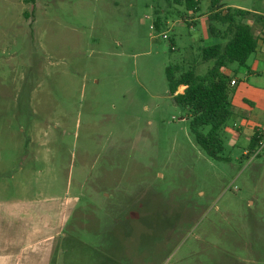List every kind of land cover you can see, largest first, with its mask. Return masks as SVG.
I'll return each instance as SVG.
<instances>
[{
  "label": "rangeland",
  "instance_id": "374dc122",
  "mask_svg": "<svg viewBox=\"0 0 264 264\" xmlns=\"http://www.w3.org/2000/svg\"><path fill=\"white\" fill-rule=\"evenodd\" d=\"M231 2L264 15V0ZM208 5L0 0V203L57 230L49 264H264V149L246 148L264 124L236 128L264 115V53L224 70L239 112L222 159L166 89L165 66L203 73L199 48L224 42Z\"/></svg>",
  "mask_w": 264,
  "mask_h": 264
},
{
  "label": "trees",
  "instance_id": "16d2710c",
  "mask_svg": "<svg viewBox=\"0 0 264 264\" xmlns=\"http://www.w3.org/2000/svg\"><path fill=\"white\" fill-rule=\"evenodd\" d=\"M31 3L33 0H23ZM182 5L188 12L198 9L200 0H165ZM207 28L211 35L225 39L223 43L202 46L198 50L201 63L211 65L203 73H197L195 66L183 69L180 65H167L164 68L166 89L175 104L185 110L188 131L195 144L211 159H222L221 131L227 120L233 115L230 102V80L224 70L229 63L244 66L245 60L256 48L257 37L245 21L249 16L258 23L264 34V15L247 10L221 7V0H207ZM214 24L223 26L222 31ZM183 87L181 92L176 89ZM264 87V85H263ZM259 135L253 133L249 138L247 150L252 151L257 145Z\"/></svg>",
  "mask_w": 264,
  "mask_h": 264
},
{
  "label": "crops",
  "instance_id": "0c3cea01",
  "mask_svg": "<svg viewBox=\"0 0 264 264\" xmlns=\"http://www.w3.org/2000/svg\"><path fill=\"white\" fill-rule=\"evenodd\" d=\"M222 8L231 7L247 10L238 3L231 2L221 6ZM253 13L252 11H249ZM257 39L256 48L264 53V34ZM260 50V51H261ZM263 76L260 89L264 96V70L260 73ZM255 102L249 101L250 106ZM233 114L239 112L232 106ZM246 116V114H245ZM264 115L262 117L252 116L240 118V126L250 129L257 125L262 127ZM225 127L226 131L231 132L232 137H236L238 131ZM235 132H237L235 134ZM22 204V203H21ZM57 230L53 229L46 218L41 220H29L21 216H10L9 207L0 203V264H49L50 258L56 247L55 237Z\"/></svg>",
  "mask_w": 264,
  "mask_h": 264
},
{
  "label": "built area",
  "instance_id": "2783aa9c",
  "mask_svg": "<svg viewBox=\"0 0 264 264\" xmlns=\"http://www.w3.org/2000/svg\"><path fill=\"white\" fill-rule=\"evenodd\" d=\"M230 85H233V80H230ZM257 135H259V140L257 142V145L254 147V149L251 151L253 155L258 154L260 151L264 149V130L257 131Z\"/></svg>",
  "mask_w": 264,
  "mask_h": 264
}]
</instances>
